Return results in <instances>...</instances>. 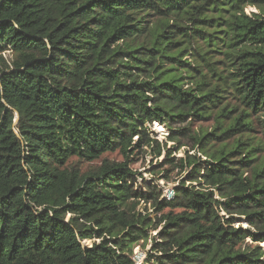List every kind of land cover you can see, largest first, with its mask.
<instances>
[{
	"label": "trees",
	"instance_id": "obj_1",
	"mask_svg": "<svg viewBox=\"0 0 264 264\" xmlns=\"http://www.w3.org/2000/svg\"><path fill=\"white\" fill-rule=\"evenodd\" d=\"M0 61V264H136L158 229L143 264H264V156L247 136L264 0H0ZM181 140L205 160L171 159ZM163 154L192 168L169 199L128 165Z\"/></svg>",
	"mask_w": 264,
	"mask_h": 264
},
{
	"label": "rangeland",
	"instance_id": "obj_2",
	"mask_svg": "<svg viewBox=\"0 0 264 264\" xmlns=\"http://www.w3.org/2000/svg\"><path fill=\"white\" fill-rule=\"evenodd\" d=\"M246 14L251 13H258V9L251 6H246L244 8ZM4 59H9L8 53L2 54ZM219 59L222 57L219 56ZM0 67H1V61H0ZM230 99L231 97H227ZM232 105H238L236 101H229ZM238 109L241 108L238 105ZM249 114V121L251 122V132L247 134L250 138V142H252L255 146L257 143H261L262 146L260 147V150L258 152L259 158L264 156V138H263V120H264V114L263 113H252L248 112ZM213 123L212 121H203V122H188L185 125H182L181 128H186L188 132L191 133L192 136H196L198 134H202L204 132L210 133L212 131ZM152 133L156 136V139L159 141L164 140L166 136L168 135V130L164 126H159L155 124L152 128ZM246 136V137H247ZM244 137V138H246ZM182 147L179 149V144L177 142L175 143H168L167 147L172 148L171 150V159L177 160L179 158L184 157L185 152L188 153L190 156H195L199 158L201 161L205 160V157H203L200 153H198L197 150H192L191 145L192 142L187 140H181ZM103 160H109L114 162H123L124 159L116 152V153H108L104 154L98 161L95 162H83L78 161L75 158L71 159V162L79 167L81 171L88 170L90 167H96L99 166L100 163ZM129 168L136 174H139L136 176V186L143 187V181L149 182L156 187L157 190H160L163 197L165 198H171L173 194V190L175 187L181 184V182H185L186 186L189 185V179L188 176L190 175V172L192 168H186L185 164L182 165H174L170 166L167 163H165L164 154L159 158H154L153 156L148 155H139L135 158V160L129 162ZM137 210H140L141 212H144L146 210L147 213H151V217L156 218V215L159 216L160 214H153L154 209L150 207V205H146L143 203H140L137 205ZM69 216H67L68 218ZM238 224H236V227ZM242 227L246 228L247 225L245 223H242ZM157 231L150 232V239L142 246V243L134 248L133 252L128 253L133 261L136 264H143L145 262V259L147 258V252L151 248V238L156 236ZM94 240L85 241L82 244L84 246H91L93 244ZM261 247L264 251V244H261Z\"/></svg>",
	"mask_w": 264,
	"mask_h": 264
},
{
	"label": "water",
	"instance_id": "obj_3",
	"mask_svg": "<svg viewBox=\"0 0 264 264\" xmlns=\"http://www.w3.org/2000/svg\"><path fill=\"white\" fill-rule=\"evenodd\" d=\"M17 121H18V116H16V119L14 121V125L17 123ZM170 194H172V192Z\"/></svg>",
	"mask_w": 264,
	"mask_h": 264
}]
</instances>
